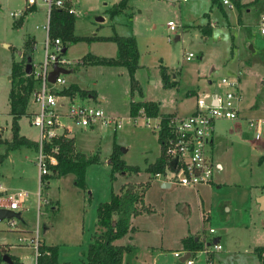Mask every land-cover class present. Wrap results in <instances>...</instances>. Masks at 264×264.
Returning <instances> with one entry per match:
<instances>
[{
    "label": "rangeland",
    "instance_id": "1",
    "mask_svg": "<svg viewBox=\"0 0 264 264\" xmlns=\"http://www.w3.org/2000/svg\"><path fill=\"white\" fill-rule=\"evenodd\" d=\"M112 1L78 0L74 12V35H128L131 26L134 31H143L144 27L150 26L154 48L158 52L154 58L173 68L177 83L164 88L158 68L150 64L149 68L137 67L136 83L132 82L126 70L115 66H86L63 74L68 83L95 89L96 99H101L98 102L75 97L76 103L100 108L104 115L121 119L120 126L116 129L112 125L73 128L69 133L78 151L98 155V162L85 168V185L82 188L74 184L70 173L58 178H44L38 183L35 149L20 145L18 151L12 152L9 159L0 165V185L6 188L3 196L26 191L27 197L22 208L17 210L21 211L19 216L23 223L18 218L0 220V243L5 241L11 247L8 253L12 256H33L29 240L37 223L39 241L57 246L59 264H83L82 253L95 229L98 204L107 201L110 192H117L124 182L151 181L143 201L152 210L132 218L131 224L137 229L115 240L116 244L132 246L131 251L124 253L125 264H135V258L145 259L137 264H148V253L157 264H176L178 257L171 255V250L180 247L175 237L182 228L192 237L199 238L203 243L202 249L214 236H220L221 249L209 250L207 254L193 251V264H207V260L211 264H258L253 250L264 244V207L260 208L253 194L255 189L256 192L264 189V35L258 28L260 16L264 15V0H242L247 5L240 8L239 23L234 7L222 8L227 14L224 19L219 7L211 5L210 0H163L164 5H153L149 0H129L128 6L113 16L109 12ZM24 8L25 0H0L1 141L11 137L7 101L11 63L27 52L25 43L30 38L34 39V43L29 45L34 70L42 59L45 36L42 29L45 23L43 6L39 4L35 9L25 10L21 23L16 24L18 18L11 17L9 13ZM196 15L199 22L209 20L213 23L209 35L191 36L193 32L200 33V28L190 25L191 18ZM96 17H103V20L96 21ZM167 21L178 27L170 31ZM178 34L181 36L177 40L175 36ZM138 43L141 48L143 39L139 38ZM65 47L61 54L64 59L73 60L89 53L116 55V45L112 41L81 40L67 42ZM186 52L193 53L190 60L184 59ZM150 57L147 55L146 59ZM79 64L83 65L70 66ZM235 75L239 77L240 95L237 116L213 122V143L207 148L210 158L222 156L220 172L213 171V179L220 173L222 183L198 184L195 187L200 189L199 194L195 190L192 192L195 187L174 184L161 187L162 177H154L144 171L145 166L160 154L155 130L146 126L143 118L135 122L129 119V102L138 101L141 95H145L147 99L157 101L163 111L176 106L179 112H185L193 105L196 95L208 89L207 80L217 86L220 78ZM199 79L204 83L201 84ZM191 89L196 92L188 95ZM30 101L29 98L26 114L18 119L19 134L37 141V130L29 123V112L35 108ZM257 119L263 121L258 139L249 125V121ZM115 146L118 159L127 165L137 166L140 169L138 173L115 171L111 177L109 157ZM4 150L5 144L0 143V153ZM197 194L203 199L202 207L197 202ZM224 203L230 207L228 211L222 206ZM9 220H13L16 227L9 226ZM20 227L30 231L14 230ZM208 228H213L214 232L209 233Z\"/></svg>",
    "mask_w": 264,
    "mask_h": 264
},
{
    "label": "built area",
    "instance_id": "2",
    "mask_svg": "<svg viewBox=\"0 0 264 264\" xmlns=\"http://www.w3.org/2000/svg\"><path fill=\"white\" fill-rule=\"evenodd\" d=\"M183 2L187 0H177ZM78 0H25L24 10L10 12L13 18L21 17L25 10H31L41 4L44 9L45 23L42 29L45 36L42 42V59L36 69H31L33 77L38 80V85L32 90L30 102L35 108L29 112V123L37 130V146L35 148L36 156L34 163L37 168L38 183L41 179L51 173V167L57 164V149L54 140L61 135L68 137L73 128H94L98 125H112L113 129L120 126L121 119L114 116L104 115L103 111L90 104L76 103L77 96H70L60 93L59 90L66 87V81L63 74L59 73L53 82L48 81V73L52 70V64L56 63L64 69L70 67V64L81 63V60H67L61 54L63 47L61 40L57 38H48V20L53 8L64 9L74 15L75 6ZM227 8H232L230 0H221ZM170 31H174L178 25L172 21L167 22ZM259 33H264V15L259 19ZM193 53L186 52L185 60H190ZM239 80L238 76L222 77L218 85L209 90L198 93L195 97L194 108L191 113L180 116L171 113L165 116L166 132L162 140V154L164 157V166L162 171L153 173L154 177H162V182L168 184H177L185 187H195L198 184L209 183L215 169H220L219 163L213 160L207 154V148L210 146L213 131V122L216 119L231 120L237 116V101L239 100ZM145 119V125L155 130L156 135L161 129L160 116L146 117L141 109L136 115L129 113V119L135 122L137 119ZM150 120L153 123L150 124ZM261 119L249 121V125L255 131V138L258 139L261 134ZM25 192H17L10 196L11 201L6 208L16 210L24 201ZM38 205V203H37ZM13 220L8 221L9 226H13ZM209 233L213 228H208ZM39 226L36 223L33 235L29 243L33 247V258L28 264H40L37 261L39 256L38 245L40 244ZM211 247V248H210ZM210 248V249H209ZM218 242L208 244L201 252L207 254L209 250H220ZM188 252V251H187ZM185 251L174 252L175 257L184 254ZM188 257L180 264H193L192 254L188 252ZM208 258V257H207ZM0 264H24L22 262L6 263L1 259ZM207 264H211L207 260Z\"/></svg>",
    "mask_w": 264,
    "mask_h": 264
},
{
    "label": "trees",
    "instance_id": "3",
    "mask_svg": "<svg viewBox=\"0 0 264 264\" xmlns=\"http://www.w3.org/2000/svg\"><path fill=\"white\" fill-rule=\"evenodd\" d=\"M239 14L241 4L238 0H230ZM128 0H118L110 10V14H115L126 7ZM211 4H216L221 10V5L218 0H210ZM223 15L224 12L222 11ZM22 18L19 17L15 22L21 23ZM203 33H207L206 28H202ZM74 30V15L68 13L64 9L53 8L50 12L48 20V38H59L63 47L66 49L67 42L76 41H112L116 45V55L114 57L94 56L91 54L83 55L81 64L103 65L115 67H129L135 69L138 67V49L133 36H125L114 34L112 36H77L73 33ZM27 52L21 56V59L12 61L10 66V88L8 91V115L10 116L9 129L11 133L10 140H4L0 143L5 144L4 152L0 153V164L4 161L7 151L16 149L20 145L36 148L37 142L32 141L19 134L18 119L26 114L27 102L31 92L38 85V80L33 77V74L26 75L24 73L25 56L29 54L30 42L26 41ZM159 76L161 84L164 88L173 87L176 85L175 80H170L169 74L164 66L159 67ZM60 93H65L70 96L86 97L94 100L95 92L91 89H82L76 84H68L59 90ZM141 109L142 114L146 117L160 116L161 129L157 136V141L160 144V154L153 162H150L144 168L145 172L153 174L162 171L164 166V157L162 154V140L165 136L166 120L165 116L169 114H160L158 103L152 100L132 101L129 107V113L136 115ZM57 149V164L51 167V173L44 177L58 178L66 174H72L74 184L80 188L84 187L85 168L90 163L98 162V155H87L78 151L75 148L74 139L61 135L54 140ZM118 151L114 147L109 162L112 164L110 175L113 177L115 171L120 173L136 174L140 171L137 166L127 165L120 161L117 157ZM43 180L41 179V182ZM149 186V181L139 183H122L117 192H110L109 199L101 202L96 208L95 231L90 237L85 250L83 251V264H125L124 253L131 251L132 246L116 244L115 240L121 238L129 231H133L131 219L137 215L148 213L152 208L145 204L143 195ZM20 219V216L19 218ZM183 249L193 253V251L202 250L203 244L197 238L187 237L182 239ZM37 261L40 264H59L57 262V246L47 245L40 242L38 245ZM254 252L259 260V264H264V246L255 247ZM6 253L3 246H0V262L1 255ZM9 255V254H8ZM12 263H17V258L9 255Z\"/></svg>",
    "mask_w": 264,
    "mask_h": 264
},
{
    "label": "crops",
    "instance_id": "4",
    "mask_svg": "<svg viewBox=\"0 0 264 264\" xmlns=\"http://www.w3.org/2000/svg\"><path fill=\"white\" fill-rule=\"evenodd\" d=\"M117 1L118 0H113L110 4H111V8L113 7V5L114 4H116L117 3ZM129 1V0H128ZM163 0H149V3L150 4H153V5H156V4H160V5H164L165 3H163L162 2ZM188 1V0H187ZM187 1H183V2H187ZM219 1V3H220V5H221V12L223 11L224 12V14L225 15H223V13H222V16L224 17V19L227 17V14H226V12H225V10L224 9H222V8H226V6L224 5V4H222L221 3V0H218ZM239 1V3L241 4V6H240V8L241 7H244L245 5H247V2L246 1H242V0H238ZM128 3V2H127ZM210 4H211V2H210ZM233 4V3H232ZM211 5H214V4H211ZM216 5V4H215ZM128 6V4H126V7ZM126 7H124L123 9H121L119 12H117V13H115V15L116 14H119V13H121ZM233 7H234V5H233ZM262 7L264 8V2L262 3ZM36 8V7H35ZM35 8H33V9H35ZM235 8V7H234ZM240 8H239V14H238V12H237V22L239 23V18H240ZM32 10V9H31ZM111 10V9H110ZM110 10H109V12H110ZM44 12V11H43ZM205 14V13H204ZM111 15V14H110ZM114 14H112V16H113ZM263 15V14H262ZM207 16V15H206ZM102 20H103V17H102ZM102 20H100V21H102ZM97 21V20H96ZM168 22V21H167ZM191 24L190 25H192V26H195L196 28H200V33H198V32H193L192 33V37L194 36V34H197V36L198 37H200V36H207V35H209L210 33H211V30H212V27H213V23H211L209 20H207L206 22H199V17L196 15V16H193L192 18H191ZM202 28H206V30H207V33H203V29ZM150 30H151V28H150V26H146V27H144V29H143V31H140V30H136V31H134L133 30V27L131 26V33H129L128 35H125V36H133L134 37V39H135V41H136V46H137V49H138V54H139V57H138V68L139 67H141L142 69H143V67L144 68H149V66H148V64H150L151 66H155L156 65V67L158 68L157 70H158V72H159V67L160 66H164L165 67V69H166V72L169 74V78H170V80H175L176 81V83H177V74H176V72H174L173 71V68L172 67H169L168 65H166V64H163L162 63V61L160 60L159 62L157 61L158 59H155L154 57H156V56H158V52H156V49L154 48L155 47V43H154V41H153V35H152V33H150ZM137 32V33H136ZM261 34V33H260ZM262 35H264V33L262 34ZM92 36H102V37H106V36H103V35H97V34H92ZM107 36H112V35H107ZM139 36V37H138ZM180 36H181V34H178V35H176L175 37H176V39L178 40L179 38H180ZM139 38H141V39H143V46L140 48L139 46V43H138V39ZM28 41L30 42V44L31 43H34V39H28ZM105 42H111V41H105ZM143 51V52H142ZM89 54H91V53H89ZM91 55H94V56H98V55H96V54H91ZM147 55H150L151 57H150V59H146V56ZM83 56V55H82ZM82 56H80V57H78V58H76V59H73V60H79ZM102 57H113V56H102ZM200 58H201V56H199ZM153 58V59H152ZM67 60H72V59H67ZM86 66H89V67H91V66H97V65H90V64H83V65H76V66H73V67H69V68H67L66 70H67V73H69L70 71H73V70H77L78 68H80V67H86ZM124 70H126V72H127V74H128V76H129V78L132 80V82L133 83H136L137 82V78H134L135 76L137 77L138 75H137V68H135V69H132V68H129V67H122ZM133 76V77H132ZM238 76V75H237ZM133 78L135 79V80H133ZM198 78H200V77H198ZM65 79V78H64ZM238 80H239V77H238ZM66 81V80H65ZM199 81H200V83L201 84H203L204 83V80L203 79H199ZM207 82V84H208V89H203V91H205V90H209V89H213V88H215L216 86H213V84L211 83V80H207L206 81ZM66 84H71V83H68L67 81H66ZM73 84H75V83H73ZM77 85V84H76ZM78 86V85H77ZM202 86H205V84L204 85H202ZM78 87H80V86H78ZM81 88V87H80ZM82 89H84V88H82ZM91 90H93L94 92H95V95H96V97L98 96V94H97V91L95 90V89H91ZM142 91V90H141ZM196 91H194L193 89H191L190 91H188V95H190V94H194ZM142 93V92H141ZM148 97L147 96H145L144 95V97H143V95H141V97H139V100L138 101H145V100H149V99H147ZM95 101H98V102H100L101 101V99H94ZM152 101H154V100H152ZM131 102L132 101H130L129 102V107H130V104H131ZM157 102V101H156ZM158 103V102H157ZM193 108H194V102H193V105L191 106V108L190 109H188L187 111H185V112H179L178 111V109H177V107L175 106L174 108H172V109H170V110H168V111H163V109H161L160 107H159V105H158V109H159V113L160 114H171V113H175V114H178V115H180V116H185V115H188L189 113H191L192 112V110H193ZM2 128V127H1ZM89 129H92V128H89ZM69 135V134H68ZM68 137H71L70 135L68 136ZM212 143H213V135H212V139H211V142H210V146L212 145ZM18 149H19V147H17L16 149H12V150H9V151H7V155H6V158L4 159V161L2 162V163H4L5 162V160H8L9 159V157H10V155H11V153L12 152H15L16 150L18 151ZM221 158H222V156L221 155H219L218 156V159H213V158H211L212 160H213V162H216V163H219L220 164V166H221ZM1 163V164H2ZM0 164V165H1ZM146 167V166H145ZM219 170H221V168L220 169H215L214 171H218V172H220ZM219 178H221V175H220V173L219 174H217L216 176H215V178L213 179V174H212V179H211V181L209 182V183H206V184H199V185H203V186H207V185H211V184H221L222 182H221V179H219ZM37 179H38V176H37ZM142 182V181H141ZM163 182H161V184H162ZM161 184H160V186H161ZM151 185H152V182L151 181H149V186H148V188L146 189V191L151 187ZM171 184H169L168 186H161V187H169ZM174 185H177V184H174ZM180 186V185H179ZM198 186V185H197ZM196 186V187H197ZM155 187V186H154ZM181 187H185V186H181ZM195 187V189H193V191L192 192H194V190L196 191V192H198V194H199V190L200 189H197ZM208 188H209V186H208ZM202 189V188H201ZM256 190V189H255ZM254 190V194H253V197L255 196V198H257L260 194H262L263 192H264V189H262V190H257V192ZM145 191V192H146ZM204 191H206L207 192V189H204ZM17 192H25L26 193V196H25V198L27 197V192L26 191H16V192H13V193H10L9 195H7L6 197H4L3 196V194L4 193H6V188L4 187V186H1L0 185V207H6L8 204H9V202L11 201V198H10V196H12V195H14L15 193H17ZM145 192H144V194H145ZM197 194V202H199V204L201 205V207L203 206V199H201L200 198V195H198ZM143 197H144V195H143ZM24 198V199H25ZM40 198V197H39ZM24 202V201H23ZM22 202V203H23ZM22 203L19 205V208H17L16 209V211L17 210H19V209H21L22 208ZM37 203H38V200H37ZM222 206L223 207H227L225 210H229L230 209V207L228 206V205H226L225 203L224 204H222ZM19 212V215H21V211H18ZM138 216V215H137ZM136 217V216H135ZM134 218V217H133ZM21 220V219H20ZM132 220V219H131ZM21 222L23 223V221L21 220ZM132 225V224H131ZM12 227H16L15 226V223L13 224V226ZM134 227V230L135 229H137L135 226H133ZM14 230H16V231H30V229H27V228H23V227H20V228H17V229H14ZM42 230L45 232V231H47L46 230V228H42ZM133 230V231H134ZM94 231H95V229H94ZM189 232V231H188ZM213 232H214V230H213ZM212 232V233H213ZM187 237H192L191 235H189L187 232H186V230H184L183 228L182 229H180V231L177 233V235H176V237L175 238H177L178 240H179V245H180V247L179 248H175L174 250H171V249H169V250H171V252H178V253H181V252H183V251H185V252H187L186 250H184L183 249V246H182V239L183 238H187ZM196 238L199 240V238L198 237H194V240H196ZM216 238V242H218L219 243V240H220V236H214L213 238H212V240L213 239H215ZM40 240V239H39ZM40 242H43V241H40ZM201 242V241H200ZM44 243V242H43ZM211 243H213L212 241L210 242V243H206V246H208V244H211ZM203 244V243H202ZM47 245H50V244H47ZM0 246H3V248L6 250V252H7V254H9L8 253V250L11 248V247H9L8 246V244H6L5 243V241H1V243H0ZM258 246H264V244H261V245H258ZM221 249V248H220ZM255 249V248H254ZM199 251H201V250H199ZM197 252V251H196ZM253 252H254V250H253ZM173 253H171V255H173ZM193 253H195V252H193ZM157 254V253H156ZM155 254V255H156ZM254 254H255V252H254ZM9 255H11V254H9ZM256 255V254H255ZM15 258H17V261L18 262H22V263H24V264H28L29 263V260H31V257L33 258V256H30L29 258H27V256H25L26 258H23V257H19V256H17V255H13ZM174 256V255H173ZM181 256V255H180ZM256 258H257V256H256ZM258 259V258H257ZM145 259H141L140 260V258H135L134 259V261H135V264H137V262L138 261H140V263H143V261H144ZM147 261H148V264H157L156 263V260H154L153 258H151V255L148 253V258H147ZM258 264H259V260H258Z\"/></svg>",
    "mask_w": 264,
    "mask_h": 264
},
{
    "label": "water",
    "instance_id": "5",
    "mask_svg": "<svg viewBox=\"0 0 264 264\" xmlns=\"http://www.w3.org/2000/svg\"><path fill=\"white\" fill-rule=\"evenodd\" d=\"M95 20L97 21H100L102 20V17H96ZM176 39V37H175ZM65 51V48L62 47L61 49V52H64ZM18 54L20 55V52L18 51ZM31 69H32V66H31V57H30V54H27L25 56V63H24V73L26 75L30 74L31 73ZM65 74L67 73V70L60 67V66H57L56 63H53L52 64V70L49 71L48 73V81L49 82H53L55 77L59 74ZM9 78V77H8ZM169 184L166 183V182H163L161 184V186H168ZM256 202L260 205V208H263L264 207V192L262 194H260L257 198H256ZM11 218H19V212L16 211V210H11V209H8L6 207H0V220L2 219H11ZM213 243H216V238L212 240ZM188 252H185L184 254H182L181 256L178 257L177 259V263L176 264H180L182 262H184V260L188 257ZM1 259L3 261H5L6 263H10L11 262V259L9 257L8 254L6 253H3L1 255Z\"/></svg>",
    "mask_w": 264,
    "mask_h": 264
}]
</instances>
